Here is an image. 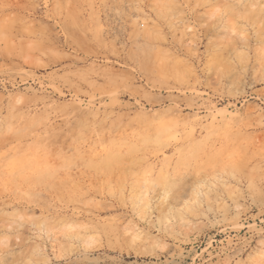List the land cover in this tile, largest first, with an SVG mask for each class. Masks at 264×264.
I'll use <instances>...</instances> for the list:
<instances>
[{
  "label": "rangeland",
  "instance_id": "rangeland-1",
  "mask_svg": "<svg viewBox=\"0 0 264 264\" xmlns=\"http://www.w3.org/2000/svg\"><path fill=\"white\" fill-rule=\"evenodd\" d=\"M0 264H264V0H0Z\"/></svg>",
  "mask_w": 264,
  "mask_h": 264
}]
</instances>
